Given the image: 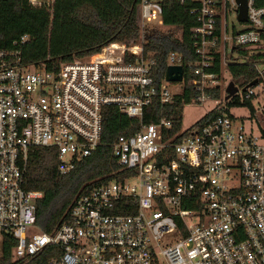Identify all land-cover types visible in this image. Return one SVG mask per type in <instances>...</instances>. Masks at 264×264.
<instances>
[{"label":"built area","instance_id":"obj_1","mask_svg":"<svg viewBox=\"0 0 264 264\" xmlns=\"http://www.w3.org/2000/svg\"><path fill=\"white\" fill-rule=\"evenodd\" d=\"M26 1L51 12L54 0ZM189 12L196 20L189 28L195 57L184 60L175 50L165 57V68L182 67L179 80H167L165 71L156 78L154 58L143 50L146 28L164 26L159 0H138L134 40H111L56 64L52 58L49 67L21 61L17 48L0 49V243L5 235L14 238V259L264 264V137L235 124L226 109L227 101L251 98L253 85L264 94V5L246 0L242 21L236 0H198ZM215 57L217 70L211 69ZM243 62L253 66L254 81L241 85L230 79L235 90L223 98V71L228 63ZM184 72L196 93L181 99V108L207 99L218 112L187 134L181 126L169 131L165 116L142 121L153 99L166 103L182 92ZM213 86L221 89L219 97L205 90ZM109 104L139 122L110 143L116 162L129 173L76 194L68 219L50 232L41 230L34 214L41 191L22 186L32 166L29 146H54L57 171L64 173L99 144L102 108Z\"/></svg>","mask_w":264,"mask_h":264},{"label":"trees","instance_id":"obj_2","mask_svg":"<svg viewBox=\"0 0 264 264\" xmlns=\"http://www.w3.org/2000/svg\"><path fill=\"white\" fill-rule=\"evenodd\" d=\"M163 27L151 24L146 28L143 50L154 58L153 74L162 77L166 65V53L175 50L184 60L193 59L189 28L196 23L189 10L198 0H159ZM138 0H54L51 12L43 6L29 4L26 0H0V49L17 48L23 62L49 67V59L71 60L97 50L103 44L118 40L129 42L139 34L136 23ZM264 5V0H255ZM20 35L25 37L20 40ZM217 58L211 69L217 70ZM231 80L243 85L252 81L255 70L252 65L228 63ZM183 90L173 100L159 103L153 99L142 114V121L149 122L165 116L171 120L169 131L181 126V99L190 100L196 91L184 72ZM213 97H219L221 89L213 86L205 89ZM250 98L238 103L250 105ZM218 110L208 109L192 124L199 127L212 118ZM138 120L121 113L114 105H104L101 114L99 144L88 155L74 160L64 173L57 171L56 149L51 145H32L28 148L32 166L22 176V186L37 189L41 195L34 200L35 223L43 231H52L68 219V206L73 196L87 192L94 185L109 178H121L129 173L116 162L110 143L119 134H129L138 128ZM192 126L182 131L187 134ZM257 131L264 137V126ZM15 240L5 235L0 243V264H27L12 257L11 246ZM49 248V247H47ZM46 248V249H47ZM46 258V255H45ZM38 260V258H33ZM44 260V257H41Z\"/></svg>","mask_w":264,"mask_h":264},{"label":"rangeland","instance_id":"obj_3","mask_svg":"<svg viewBox=\"0 0 264 264\" xmlns=\"http://www.w3.org/2000/svg\"><path fill=\"white\" fill-rule=\"evenodd\" d=\"M234 20V18H232ZM236 28L242 25L233 21ZM163 27V26H162ZM220 85L224 87L225 83L230 79L226 70L222 73ZM253 96L249 99L250 105H227L226 109L233 115L235 124H242L245 128L257 131L258 126H264V94L259 93L258 86L253 85ZM240 88L235 91V95H240ZM215 102L204 99L197 102H189L182 105L181 108V128L192 126L204 112H206Z\"/></svg>","mask_w":264,"mask_h":264},{"label":"water","instance_id":"obj_4","mask_svg":"<svg viewBox=\"0 0 264 264\" xmlns=\"http://www.w3.org/2000/svg\"><path fill=\"white\" fill-rule=\"evenodd\" d=\"M237 2V19L242 21L245 20V11H246V0H236ZM182 73V67L178 64H169L165 68V78L167 80H179ZM249 81L248 83H252ZM225 93L223 98H227L231 93L234 92L235 86L233 85L232 81L229 79L225 86H224Z\"/></svg>","mask_w":264,"mask_h":264}]
</instances>
